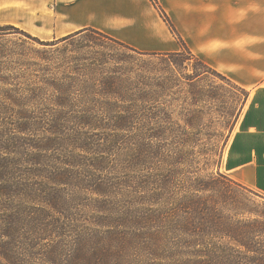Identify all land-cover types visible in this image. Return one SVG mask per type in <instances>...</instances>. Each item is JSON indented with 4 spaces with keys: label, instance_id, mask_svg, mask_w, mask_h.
I'll return each mask as SVG.
<instances>
[{
    "label": "trees",
    "instance_id": "trees-1",
    "mask_svg": "<svg viewBox=\"0 0 264 264\" xmlns=\"http://www.w3.org/2000/svg\"><path fill=\"white\" fill-rule=\"evenodd\" d=\"M150 1L180 51L194 57L157 0ZM7 30L45 47L86 31L99 34L85 29L42 42L0 26ZM116 90L36 87L25 101L34 111L26 112L27 121L5 122L23 137L0 133V139L9 135L7 144L20 143L0 144V264H127L129 251L140 254L136 264H264V212L260 219L236 220L192 185L177 196V164L185 157L180 148L193 140L184 131L195 121L161 117L164 109L144 101L95 99L119 95ZM111 156L120 157L119 164ZM150 156L156 159L154 177L139 179V166ZM78 198L89 203L77 206ZM83 213L87 219H79Z\"/></svg>",
    "mask_w": 264,
    "mask_h": 264
},
{
    "label": "rangeland",
    "instance_id": "rangeland-1",
    "mask_svg": "<svg viewBox=\"0 0 264 264\" xmlns=\"http://www.w3.org/2000/svg\"><path fill=\"white\" fill-rule=\"evenodd\" d=\"M98 33L86 31L57 46L45 47L14 30L0 32V52H3L0 58V133H16V127H5V122H25L28 114L34 113L28 110L25 101H28L29 90L36 87L72 85L100 90L113 85L119 95H98L95 99L107 102L144 101L164 109L161 117L173 120L191 118L195 121V127L184 131L193 140L180 148V154L185 157L182 163L177 164V196L182 197L185 187L192 185L199 188V195L224 214L242 221L260 219L259 215L264 212V194L228 181L222 168L227 144L246 106L248 92L245 91L244 96L230 87L202 67L196 60L198 58L188 55L187 51L179 49L180 54L143 51L136 48V44L134 47L128 44L130 41L126 43L109 34ZM119 33L136 35L133 32ZM161 34L168 37L165 29ZM196 75L200 77L196 79ZM194 78L191 83L190 79ZM16 134L13 135L15 138L23 137ZM7 136L0 139L1 146L18 147L20 143L17 140L7 144ZM150 158H147L144 167L139 166V179L145 175L153 179L156 159ZM111 161L119 164L121 160L111 156ZM87 203L84 198L75 202L77 206ZM85 215L81 214L79 219H87ZM52 240L55 241L49 239V242ZM139 256V253L129 251L125 262L136 264Z\"/></svg>",
    "mask_w": 264,
    "mask_h": 264
},
{
    "label": "crops",
    "instance_id": "crops-1",
    "mask_svg": "<svg viewBox=\"0 0 264 264\" xmlns=\"http://www.w3.org/2000/svg\"><path fill=\"white\" fill-rule=\"evenodd\" d=\"M0 1L6 6L0 10L1 25L19 27L41 41L93 29L143 51L180 49L150 0ZM157 2L193 55L248 92L222 168L234 182L264 194V0ZM157 27L168 37L154 34Z\"/></svg>",
    "mask_w": 264,
    "mask_h": 264
},
{
    "label": "bare ground",
    "instance_id": "bare-ground-1",
    "mask_svg": "<svg viewBox=\"0 0 264 264\" xmlns=\"http://www.w3.org/2000/svg\"><path fill=\"white\" fill-rule=\"evenodd\" d=\"M3 8H5L4 4L0 1V10H2ZM152 31L154 34H160L162 33V30L159 28H152Z\"/></svg>",
    "mask_w": 264,
    "mask_h": 264
}]
</instances>
